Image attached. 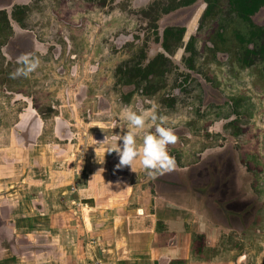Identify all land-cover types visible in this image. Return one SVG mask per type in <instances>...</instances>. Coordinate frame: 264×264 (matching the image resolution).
Returning a JSON list of instances; mask_svg holds the SVG:
<instances>
[{"label": "rangeland", "instance_id": "rangeland-1", "mask_svg": "<svg viewBox=\"0 0 264 264\" xmlns=\"http://www.w3.org/2000/svg\"><path fill=\"white\" fill-rule=\"evenodd\" d=\"M237 16L230 0H0V264H264V7L251 40ZM24 53L40 65L13 78ZM126 108L165 118L176 167L139 171L131 200L96 214V176L127 170L106 152ZM154 131L147 120L137 144ZM148 190L192 191L191 213L172 208L179 231L154 221L162 201L138 204ZM167 244L184 256L151 258Z\"/></svg>", "mask_w": 264, "mask_h": 264}, {"label": "clouds", "instance_id": "clouds-1", "mask_svg": "<svg viewBox=\"0 0 264 264\" xmlns=\"http://www.w3.org/2000/svg\"><path fill=\"white\" fill-rule=\"evenodd\" d=\"M17 63L20 65L16 71L10 75L15 78L18 76L27 77L35 72L40 65L39 57L31 53H24L17 57ZM175 91H179L176 89ZM122 115L129 122L130 130L120 136L122 144L109 146L106 152L115 151L119 157V162L115 165L116 169L124 166H130L137 159L141 166L149 175H156L164 171H171L176 167L175 158L169 155L167 145L175 143L177 140L174 131L171 128L163 126L162 123H156L159 119L161 122L165 119L163 116H157L155 112L137 113L136 111L126 108ZM150 120L155 125L154 132H145L142 144H137V133L146 127V121ZM119 186V182H117Z\"/></svg>", "mask_w": 264, "mask_h": 264}, {"label": "crops", "instance_id": "crops-1", "mask_svg": "<svg viewBox=\"0 0 264 264\" xmlns=\"http://www.w3.org/2000/svg\"><path fill=\"white\" fill-rule=\"evenodd\" d=\"M114 161V160H113ZM112 161V162H113ZM116 164H112V173L115 174H121V172L118 171V169L115 168ZM141 164L139 163V160H136V164L133 163L132 164V170L130 168V166H127V170L125 172V174L121 175L119 178L117 176H113L114 179H112L111 181L109 180L107 183H105L107 181V179L105 180L103 178V176H96L95 181L97 183V186H99L98 189V197H94V199H88V202H92L94 205H96L97 207H94L93 204L91 205L90 209H94L96 214H102L101 212H99V204L102 202V200H107V201H116V200H124L127 198H130L131 200V194L130 192L128 193V189L129 187L132 186V178H134L136 176V174H138L139 171L144 170V168L141 166ZM98 167H96V170L92 173L93 175H95V173L98 172ZM92 174H90L91 176H93ZM117 182H119V186H117ZM101 187V188H100ZM143 191H141V193L136 194V200L138 202V204L142 205V207H144V211L148 212V199L150 198V200L152 201V203L150 202V206L153 204V200L156 199L157 203L159 201H162L163 203V207H165V209L168 211V214H166V216L164 217H158V214H156V219L154 221H158V220H163L162 223L165 225L166 227V232L169 234L171 231L173 230H177L179 231L180 227H182V225L184 224L183 221H181V219H186V217H184L183 215L180 217H176L175 215V211L172 209L173 207L178 208V210L183 209V210H187L188 213L192 212V208H190L189 206L192 205V191H188L187 193L183 194V195H171V194H167V195H162L158 193L157 197L153 196L151 190L149 191H145L143 194ZM104 195V197H103ZM162 195V196H161ZM103 197V198H102ZM148 197V199H147ZM101 201V202H100ZM87 202V204H88ZM182 202H185L186 204L184 205ZM191 203V205H190ZM180 208V209H179ZM140 210V209H139ZM149 213H144V215H147ZM95 216V215H94ZM176 218H179L178 220H176ZM90 220V223L88 225V223L86 222V228L88 230V226H95L96 220ZM94 222V223H93ZM91 227V228H92ZM137 229V228H136ZM135 230V229H134ZM137 232H139V234H145V231H139L136 230ZM165 232V231H164ZM181 236H184L183 234H181ZM181 238V237H180ZM184 238V237H183ZM173 243V241H171ZM180 239H179V243H180ZM170 243V244H172ZM175 243V242H174ZM181 244V243H180ZM179 244V247H175L173 248L171 245L168 246H156L155 248L152 249V251H154L155 253L157 252V254L154 253V255H151L152 259H156V261L160 260L163 261L165 260L166 257H169L171 260H173L172 258H181L182 256H184V250L185 248L181 247L182 245ZM175 245V244H174ZM173 245V246H174ZM159 261V262H160Z\"/></svg>", "mask_w": 264, "mask_h": 264}, {"label": "trees", "instance_id": "trees-1", "mask_svg": "<svg viewBox=\"0 0 264 264\" xmlns=\"http://www.w3.org/2000/svg\"><path fill=\"white\" fill-rule=\"evenodd\" d=\"M194 1V0H193ZM182 5H189L192 3V0H181ZM230 4L233 7V10H235L238 13V16L245 21L247 24L250 23V16L253 15L259 8L264 6V0H230ZM5 19H7V16H5ZM251 28L250 32V39L251 38H256L258 37L262 31L260 29H257L255 26H252L250 24L249 26ZM253 29V30H252ZM172 29H167L166 30V35L165 37L169 35H174L177 34L180 37V35L183 33V29H178L176 32H172ZM167 46V45H166ZM246 55H251L254 54L255 51L250 50V48H246ZM164 55H159L151 64L152 66L145 68L143 70L142 68L138 69V71L143 72V75L145 78H148L151 74H153L155 71L153 69V65L156 63H162L164 64L165 62Z\"/></svg>", "mask_w": 264, "mask_h": 264}, {"label": "flooded vegetation", "instance_id": "flooded-vegetation-1", "mask_svg": "<svg viewBox=\"0 0 264 264\" xmlns=\"http://www.w3.org/2000/svg\"><path fill=\"white\" fill-rule=\"evenodd\" d=\"M195 1H196V0H194V1L192 0V4L195 3ZM262 7H264V6H262ZM262 7H261V8H262ZM214 8H215V7L208 6L207 9H206V11H205V13H204V17L207 16V15H208V14H209ZM261 8H259V9H258L253 15H255V14H256ZM233 11H235V10H233ZM235 12H236V11H235ZM236 13H237V12H236ZM237 15H238V13H237ZM253 15L250 16V21L252 20L251 17H252ZM237 17H238L239 19H241L239 16H237ZM7 20H8V19H7ZM241 20H242V19H241ZM242 21H243V20H242ZM244 22H245V21H244ZM250 24L252 25V21H251L250 23H248L249 26H250ZM252 26H253V25H252ZM257 29H259V28H257Z\"/></svg>", "mask_w": 264, "mask_h": 264}]
</instances>
